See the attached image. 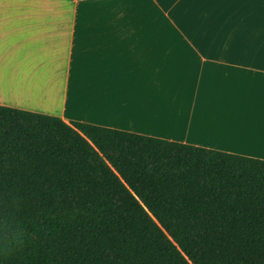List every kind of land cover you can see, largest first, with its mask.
<instances>
[{
    "label": "trees",
    "instance_id": "1",
    "mask_svg": "<svg viewBox=\"0 0 264 264\" xmlns=\"http://www.w3.org/2000/svg\"><path fill=\"white\" fill-rule=\"evenodd\" d=\"M0 264H264V160L0 105Z\"/></svg>",
    "mask_w": 264,
    "mask_h": 264
},
{
    "label": "crops",
    "instance_id": "2",
    "mask_svg": "<svg viewBox=\"0 0 264 264\" xmlns=\"http://www.w3.org/2000/svg\"><path fill=\"white\" fill-rule=\"evenodd\" d=\"M146 1L0 0V105L264 160V0Z\"/></svg>",
    "mask_w": 264,
    "mask_h": 264
},
{
    "label": "rangeland",
    "instance_id": "3",
    "mask_svg": "<svg viewBox=\"0 0 264 264\" xmlns=\"http://www.w3.org/2000/svg\"><path fill=\"white\" fill-rule=\"evenodd\" d=\"M137 1L143 2L145 0H137ZM162 1L163 0H147L146 3L150 4L151 7L160 8L163 7ZM81 4L87 5L86 8L89 10H95L97 7L104 10L111 9L117 5V3H115V0H60V2L57 3L56 5L66 7V9L72 10L76 8L75 6H77L78 9L79 6H81ZM167 4L168 6H172L173 8L187 4L194 6L195 8L205 7L206 9L202 13H207L208 10L212 9L213 4L215 5L222 4L224 5L223 7L232 8L234 6L240 7V5L243 4V2H241V0H168ZM252 4L255 3L252 2ZM247 5L250 6V4Z\"/></svg>",
    "mask_w": 264,
    "mask_h": 264
},
{
    "label": "bare ground",
    "instance_id": "4",
    "mask_svg": "<svg viewBox=\"0 0 264 264\" xmlns=\"http://www.w3.org/2000/svg\"><path fill=\"white\" fill-rule=\"evenodd\" d=\"M28 91H29V90H28ZM32 91H33V90H32ZM28 94H29V93H28ZM33 95H34V94H33ZM38 95H39V94H38ZM34 96H35V95H34ZM37 97H38V96H37ZM48 98H49V97H48ZM52 104H53V103H52ZM207 117H208V116H207ZM153 120H154V119H153ZM153 122H154V121H153ZM160 122H161V121H160ZM155 123H156V122H155ZM155 123H154V124H155ZM158 123H159V122H158ZM157 125H158V124H157ZM167 125H168V124H167ZM160 126H161V125H160Z\"/></svg>",
    "mask_w": 264,
    "mask_h": 264
}]
</instances>
